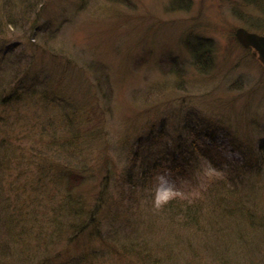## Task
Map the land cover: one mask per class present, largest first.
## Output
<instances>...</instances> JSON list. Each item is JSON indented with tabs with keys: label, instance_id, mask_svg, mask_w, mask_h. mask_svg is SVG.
Returning <instances> with one entry per match:
<instances>
[{
	"label": "rangeland",
	"instance_id": "rangeland-1",
	"mask_svg": "<svg viewBox=\"0 0 264 264\" xmlns=\"http://www.w3.org/2000/svg\"><path fill=\"white\" fill-rule=\"evenodd\" d=\"M178 3L0 0V99L25 75L45 93L0 103V264H44L47 251L49 264H114L92 256L111 242L134 248L135 264H216L217 249L231 264H264V65L235 36L259 33L262 13L244 0ZM203 48L205 71L191 51ZM243 167L245 208L223 195ZM67 197L89 212L99 202L96 226L75 234L89 215L73 219ZM213 198L227 220L218 236L152 210L183 201L200 215ZM120 202L138 231L149 224L150 247L113 238Z\"/></svg>",
	"mask_w": 264,
	"mask_h": 264
},
{
	"label": "trees",
	"instance_id": "trees-1",
	"mask_svg": "<svg viewBox=\"0 0 264 264\" xmlns=\"http://www.w3.org/2000/svg\"><path fill=\"white\" fill-rule=\"evenodd\" d=\"M174 1H179V3L172 6L173 9H177L176 7L180 8V9H188L190 7V4H191V0H172V2H174ZM244 1L246 3L252 5V6L257 7L258 10L262 13L261 19H258V20L262 21L263 23L261 25L253 24L252 28L257 30V31H260L259 33L264 35V0H244ZM191 51L194 54L197 67L199 69H201L202 71H205L201 62L205 61V65L208 63H211V60H212L211 49L207 50V49L203 48V50L196 49V50H191ZM99 66L101 68H97V69L101 72L104 71L105 77L110 78V76L108 74V67L105 65L104 66L99 65ZM25 70H27V69H25ZM25 73H27V72H25ZM20 74H22V73H20ZM22 80H25L22 83V89H21V85L16 84L13 88L9 89V91H8V89L3 91V92H9L10 95L7 97L6 96L4 97V95H3L2 98L0 99L1 104H6L8 102L7 104L9 105V103L13 104L15 101H20L22 99H23V102H25V99L29 96H35L37 98L45 97L44 92H38L37 91V89L39 87L38 81L31 80L27 75H25L22 78ZM20 96H22V98H20ZM190 127H192V126H190ZM1 144L4 145V143H1ZM3 147L4 146H2L0 148V150ZM176 150H179V152H181L182 155H184V152L186 150L185 144L179 143V146ZM248 151L242 150L239 152H243L244 155L249 157L248 154L249 153L253 154V151L252 150H248ZM2 166H3V163H2ZM245 170L246 169L244 167L241 168V170H239V174H236L237 176H233V178H231L230 180H227L226 185H224V189H225L226 193L223 194V195L230 196L231 198L239 199L243 205V208H245L246 206H245V202L242 201L243 199L241 197L244 195L243 192L247 188V184H248L247 181H248V177H249L246 172H243ZM74 173H76V171H73V173L71 174L72 179L75 178ZM67 188H68V190L74 191L75 190L74 188H78V186L77 185L73 186L70 183V184H67ZM219 193H220V190L216 187L215 191H214L215 197H219L220 196ZM217 201H218V199L213 198L210 202H203V204L202 205L200 204V206H199L203 209V214L200 212V215L195 214L194 216L193 215L190 216V211L187 212L184 210V208L182 206H179V205L183 204V201H181V204L175 203L176 201L170 202L169 205H167L166 207H163V209H161L160 211L152 209V207H150V208L157 214V216L159 215V219L161 217H163L162 216V213H163L165 216V217H163L164 219H166V220L170 219V221L173 219H179L180 223L182 222L185 225H189L192 222L193 223L196 222L197 224L201 222L200 227H202V228H200V227H198V228H200V229L204 228V230H206L207 232H211V230L209 229V228H211L213 231L216 232V234L218 236L219 230L221 231V230H224V228L226 229V225L223 223L227 222V220L225 218L223 219L220 215H218V213H220L223 210L224 206L217 203ZM64 202H65V209L67 210V213H69V215L72 216L73 219L82 218L83 216H85L87 214L89 215L88 221L85 222L86 225H85V223L81 224V225H79V229L76 228L75 230H74L75 226L73 227V231L75 232V234H79V235L81 234L82 235L83 234L82 231L85 230L87 227L96 226V224L94 222V215L96 214V212H95L96 208L100 204L99 202H95L96 205L92 208L91 212L87 211L86 206L84 204H81V202H79V199L69 200V198H68ZM175 206H176V208H174ZM243 208H238L236 210L237 211L236 213H242ZM175 209H177V210H175ZM119 213H120V216H118ZM135 213H136V211L132 212V210H130L129 207H128V209L124 210L123 209V202H120V208L117 211L113 212V214H114L113 219H114V221H117V222L118 221L119 222L123 221V222H122V224L120 223L117 227H116L117 222H112V227H113L112 232L115 234L113 238L114 239L121 238L123 233L127 232L128 236L130 235L131 238L139 239V240L141 239L142 241H144L145 245H148V247H150V241L148 240V238L145 234L148 231L150 232V230H152V229L149 226V224H147V226L140 227V231L144 235V236H141L140 231H138V228H136L137 226H136V222L134 220V217L130 216V215H135ZM228 214L227 215L229 217H232L235 214V210H234V212L229 211ZM126 215H127V217H126ZM203 215H205L206 218L203 217ZM152 220H153V223L151 225H153L152 227H154V224L157 221L155 219H152ZM120 226L122 227V229L120 228ZM218 226H220V227H218ZM207 227H209V228H207ZM123 228H126V229L123 230ZM48 237L51 238V236H48ZM62 237L65 238L67 236L63 234ZM68 238L70 240V241L67 240L68 245H69L70 243H72V241L76 240L79 237L75 238L74 236L71 235ZM109 238H111V237H109ZM11 243H12V241H10V244ZM40 246H42V245H40ZM44 246H46L45 250L47 251V249H49L48 246L46 244ZM109 246L111 248V252H110V248L105 249L103 251V254H104L103 257L97 256L95 254L93 255L92 253H90L93 256L94 261L98 260V258H105L108 261L114 262V264H125V263L126 264H135V263H133V261L131 259L126 258L127 254H128V251L126 252V249L134 252L133 251L134 248L133 249H131L130 247L126 248L128 245H122L121 246V245L115 244V242H111V244ZM154 246H159V242H154L153 247ZM216 251L214 254H210L212 258L209 257L208 259H211L214 263L216 261V264H231L232 263L228 259H226V257L224 255H222L223 253L218 252V249ZM138 252L140 253V250H138ZM228 252H231V250L229 249L227 251V253ZM120 255H122V256H120ZM202 255L203 254H199L201 259H202ZM46 256L47 257H45V259H44V264H49L52 261H55V260L51 261L52 258L48 254V251L46 253ZM119 256H120V258H123V260L118 261ZM195 259L197 260V257ZM86 261H88V260H86ZM243 264H245V263H243Z\"/></svg>",
	"mask_w": 264,
	"mask_h": 264
},
{
	"label": "water",
	"instance_id": "water-1",
	"mask_svg": "<svg viewBox=\"0 0 264 264\" xmlns=\"http://www.w3.org/2000/svg\"><path fill=\"white\" fill-rule=\"evenodd\" d=\"M235 36L243 47L254 49L253 54L264 64V35L246 28H238Z\"/></svg>",
	"mask_w": 264,
	"mask_h": 264
},
{
	"label": "bare ground",
	"instance_id": "bare-ground-1",
	"mask_svg": "<svg viewBox=\"0 0 264 264\" xmlns=\"http://www.w3.org/2000/svg\"><path fill=\"white\" fill-rule=\"evenodd\" d=\"M166 188H168V187H166ZM166 188H165V189H166ZM165 189H163V190H165ZM163 192H164V191H163Z\"/></svg>",
	"mask_w": 264,
	"mask_h": 264
}]
</instances>
